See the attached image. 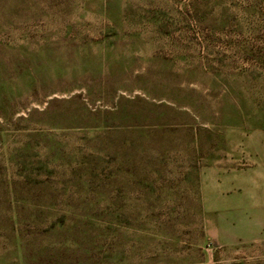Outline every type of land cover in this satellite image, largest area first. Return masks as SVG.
<instances>
[{"label":"rangeland","instance_id":"obj_1","mask_svg":"<svg viewBox=\"0 0 264 264\" xmlns=\"http://www.w3.org/2000/svg\"><path fill=\"white\" fill-rule=\"evenodd\" d=\"M0 264H264V0H0Z\"/></svg>","mask_w":264,"mask_h":264}]
</instances>
